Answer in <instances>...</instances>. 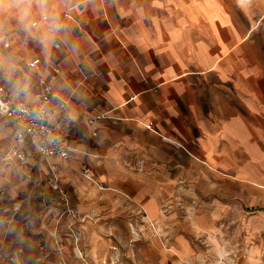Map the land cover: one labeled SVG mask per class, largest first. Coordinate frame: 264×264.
<instances>
[{
	"label": "crops",
	"instance_id": "0c3cea01",
	"mask_svg": "<svg viewBox=\"0 0 264 264\" xmlns=\"http://www.w3.org/2000/svg\"><path fill=\"white\" fill-rule=\"evenodd\" d=\"M49 7L67 30L57 35L60 48L46 53L20 25L16 0H0V57L27 77L29 105L38 77L60 70L51 103L65 100L76 118L66 123V110L55 118L69 152L48 159L55 171L73 175L67 166L85 160L105 176L88 200L103 192L106 205H130L145 222L164 225L169 249L155 247L160 264H264V0H49ZM95 114L103 117L88 124ZM14 132L2 118L7 193L30 183L17 180L15 160L3 159ZM27 157L33 178L39 165L49 173L30 148Z\"/></svg>",
	"mask_w": 264,
	"mask_h": 264
},
{
	"label": "rangeland",
	"instance_id": "374dc122",
	"mask_svg": "<svg viewBox=\"0 0 264 264\" xmlns=\"http://www.w3.org/2000/svg\"><path fill=\"white\" fill-rule=\"evenodd\" d=\"M6 147L1 143L0 153ZM87 165H68L73 175L67 177L61 167L54 176L39 165L30 183L13 185L0 199L5 264H160L155 247L169 249L166 227L145 222L130 205H106L103 192L88 200L89 191L105 187V176L93 171L94 182L85 178ZM177 194L179 200L185 195Z\"/></svg>",
	"mask_w": 264,
	"mask_h": 264
},
{
	"label": "built area",
	"instance_id": "2783aa9c",
	"mask_svg": "<svg viewBox=\"0 0 264 264\" xmlns=\"http://www.w3.org/2000/svg\"><path fill=\"white\" fill-rule=\"evenodd\" d=\"M3 48L8 47L7 42L2 43ZM55 49L60 48V43L55 40V44L52 46ZM36 65V61L28 62L25 64L28 68H33ZM60 70L56 66L50 68L49 73L46 76L40 75L37 79L39 87L36 101L33 105L27 104L28 108H44L46 110L47 119L43 121H32L25 114L20 113L16 109V105L6 97L5 88L0 78V120L6 118L11 121L15 127V132L11 144L5 152L3 159L5 161L15 160L20 167L16 177L17 180H26L31 182L33 179L32 168L28 166L27 156L28 148L37 156L39 160H45L47 168L52 175L55 176V167L53 164L48 162L50 158H61L65 159L68 157V147L65 139L67 137L66 131L59 128L55 124V118L57 115L65 111V100H59L52 105L51 101L55 97L53 93V84L59 77ZM102 114H95L90 117L87 122L92 124L94 121L102 118ZM151 123L147 125L149 128ZM95 135V133L93 134ZM49 136L55 137L54 143H45ZM83 176L90 181L94 182L93 171L83 166ZM7 194L6 187H0V199L5 197Z\"/></svg>",
	"mask_w": 264,
	"mask_h": 264
},
{
	"label": "clouds",
	"instance_id": "9594fccd",
	"mask_svg": "<svg viewBox=\"0 0 264 264\" xmlns=\"http://www.w3.org/2000/svg\"><path fill=\"white\" fill-rule=\"evenodd\" d=\"M18 9V21L23 30L30 36L39 40L43 45L45 52H50L55 44L57 35L67 30L54 9L49 7V0H16ZM33 7L38 10L39 19L33 13ZM43 32L38 37L37 32ZM35 30V31H34ZM21 70L17 68L12 58L0 57V78L6 79L10 87L12 102L15 103L18 112L25 114L32 121H43L47 119L44 108H28L27 102L31 98L30 84L25 75H18ZM58 99V97H54ZM66 116L65 122L70 124L75 120L73 111L67 109L65 104ZM55 137L49 136L45 143H54Z\"/></svg>",
	"mask_w": 264,
	"mask_h": 264
},
{
	"label": "bare ground",
	"instance_id": "6f19581e",
	"mask_svg": "<svg viewBox=\"0 0 264 264\" xmlns=\"http://www.w3.org/2000/svg\"><path fill=\"white\" fill-rule=\"evenodd\" d=\"M150 223H151V222H150ZM75 239H76V240H78V238H77V237H75ZM76 249H77V248H76ZM76 249H75V250H76ZM77 250H78V249H77ZM79 254H80V253H79ZM79 254H78V255H79Z\"/></svg>",
	"mask_w": 264,
	"mask_h": 264
}]
</instances>
